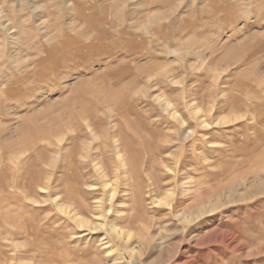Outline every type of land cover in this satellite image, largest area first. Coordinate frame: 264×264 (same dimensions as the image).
Returning a JSON list of instances; mask_svg holds the SVG:
<instances>
[{"label":"rangeland","instance_id":"374dc122","mask_svg":"<svg viewBox=\"0 0 264 264\" xmlns=\"http://www.w3.org/2000/svg\"><path fill=\"white\" fill-rule=\"evenodd\" d=\"M0 264H264V0H0Z\"/></svg>","mask_w":264,"mask_h":264},{"label":"bare ground","instance_id":"6f19581e","mask_svg":"<svg viewBox=\"0 0 264 264\" xmlns=\"http://www.w3.org/2000/svg\"><path fill=\"white\" fill-rule=\"evenodd\" d=\"M184 123V122H183ZM103 170V169H102ZM100 173V172H99ZM74 215V214H73ZM73 218V217H72ZM120 232V231H119ZM121 234V233H120Z\"/></svg>","mask_w":264,"mask_h":264}]
</instances>
